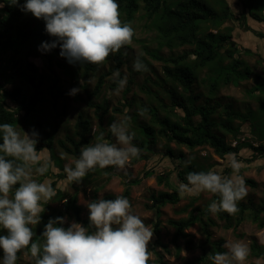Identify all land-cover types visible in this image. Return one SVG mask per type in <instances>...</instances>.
<instances>
[{
  "label": "trees",
  "instance_id": "1",
  "mask_svg": "<svg viewBox=\"0 0 264 264\" xmlns=\"http://www.w3.org/2000/svg\"><path fill=\"white\" fill-rule=\"evenodd\" d=\"M257 1L261 2L260 0ZM116 2L119 5L121 21L131 22L132 26L137 13L142 12L141 18L145 21L144 27L156 33L158 48L168 50L182 47L192 48L189 52L184 51L180 55L166 58L156 52L150 54L153 60L162 63L163 75L173 87L166 92L170 106L160 104V107L166 113L162 117L158 116L157 110L148 111L152 124L138 127L133 144L142 151L140 156L133 158L130 163L136 165L141 161H147L149 154L153 153V148L159 138L165 140V155L172 158L174 152L169 147L170 144L185 147L190 151L209 148L221 159L228 152L238 154L241 150L246 149L254 157L259 156L264 159V96L255 98L258 111L250 108H247L246 111L234 110L231 105L223 106L215 99L223 88L229 86L240 87L253 77L263 79L262 76L256 75L252 67L235 52L238 49L232 45V29L224 27L223 31H220V28L230 20V17H233L227 2L225 0H220V2L218 0H116ZM246 2L251 5L256 3L255 0H240L238 3L245 9L248 7ZM24 3L25 0H19V5H14L13 0H0V124L11 123L17 130L22 128L25 132H30L36 127L38 130H35L40 131L38 133L40 140L37 144V150L42 149L41 154L47 150L51 159L53 158L55 146L65 155L78 158L81 147L89 144L91 140L92 124L88 118L79 115L74 124L73 133L56 140L51 134V131L56 134L59 129L55 120L45 123L49 127L48 133L39 121L36 125L31 124L30 127H27L30 116L36 111L38 105L46 99L43 89L46 77L39 72L38 67L31 61V58L39 56L41 60L45 59L49 72L53 70L54 64L57 65L71 79L72 86L75 87H81L78 83L79 80L88 81L92 78L101 65L89 63L71 65L66 59L60 57L59 47L50 52L38 50L43 42H51L54 38L46 33L45 24L32 23L30 18L32 14L20 10V5ZM256 9L257 5H254V12H256ZM248 14L252 15L253 13L248 12ZM239 24L247 30L244 20L243 23L241 21ZM244 51L252 53L247 50ZM120 55V53H117L113 57L116 66L108 73L99 76L93 92L88 94L89 100L92 96H99L107 76L112 75L116 70H120L123 64ZM110 59L109 56L106 61ZM203 71L207 72V76L198 79ZM198 80L206 84L205 95L196 94L193 91V85ZM111 87V89H115V83ZM82 90L86 92L87 82L83 84ZM253 90L258 89H251V94ZM49 91L50 94L54 91L59 95L63 94L57 89V78L53 79ZM53 99L55 100L54 96ZM201 99H203V103L198 104ZM54 100L52 109L55 111L56 102ZM89 105L95 109L96 115L98 112H102L98 116L100 120L109 112L107 101H104L102 105H93L92 103ZM122 106L127 107L130 105L126 106L125 102ZM8 108L14 110L9 111ZM66 109L67 106L64 105L61 116L66 115ZM112 112L122 113V109L116 107L112 109ZM220 113L224 114L225 118L219 122V130L224 135H230L231 139L236 141L234 147L224 140V135L217 134L214 131L217 123L213 116ZM236 121L238 124H235ZM244 124L247 127L249 138L241 141L240 138L243 134L241 126ZM107 139L108 141L111 139L110 132ZM252 143L257 145L254 146ZM177 158L180 161L185 160L181 151ZM181 164L179 165L180 170L175 175L179 182L184 183H187L186 176L189 172L207 171L213 167L212 164L205 167L202 160L191 161V164L187 167ZM55 167L62 169L60 160ZM94 172H97L96 168ZM228 172L229 169L226 170V174ZM89 174L90 172L86 177ZM150 174L151 171H147L145 176L147 177ZM57 176L62 178L61 174ZM156 180L159 184H165L169 190L150 195L151 205L147 208L154 210L157 217L153 226L155 244L160 245L169 253L167 247L159 242L160 208L167 204L176 205L180 201V194L176 188H173L169 176L158 175ZM245 182L246 186L257 187V183L252 179L245 178ZM138 183L139 180H131L128 184L126 183L121 196L128 199L131 185ZM51 185L56 192L52 200L56 199L62 205L60 209H53L52 214L46 215V211L50 208L46 203L41 202L45 208L41 214L43 226L35 240L39 239L49 219L69 217L76 223H80L85 227L89 226V214L86 219L81 217L82 207L77 204V192L68 195L65 190L55 188V181H52ZM95 194L96 191H94V200H96ZM115 198V196L107 194L102 199ZM212 199L218 200L219 197L213 195ZM193 205L194 203L191 202L182 210L187 214L185 218L168 221L169 226L174 229L171 243L177 251L181 249L180 242H183L184 250L193 251L195 245L191 235L186 231L195 224L202 223L201 232L205 238L200 246L202 256L185 264H196L202 261L211 264L207 259V255L210 252H225L223 242L221 240L210 242L211 235L208 226H215L216 223L209 217L208 208L201 211ZM238 208L235 225H233L231 215L228 213H216L219 219L224 220V229H230L232 226L238 225L242 221L245 211H248L247 217L251 222L256 224L259 229L264 228V200L255 204L248 198L246 203L239 201ZM202 217L206 218L205 222L202 221ZM92 230V228L89 229L90 232ZM6 234L5 231L0 230V235ZM249 248L251 255L254 258L262 259V264H264V244L253 241ZM156 263L167 264L159 253L157 254Z\"/></svg>",
  "mask_w": 264,
  "mask_h": 264
},
{
  "label": "clouds",
  "instance_id": "2",
  "mask_svg": "<svg viewBox=\"0 0 264 264\" xmlns=\"http://www.w3.org/2000/svg\"><path fill=\"white\" fill-rule=\"evenodd\" d=\"M13 3L19 5V0ZM20 10L43 20L46 33L54 38L43 42L38 50L50 52L59 47L60 57L71 65H102L110 54L130 45L135 35L131 22L121 21L116 0H25ZM143 56L142 52L137 54L132 64L134 71L150 70ZM94 78L79 80L81 87L71 89L69 95H77L83 84L91 83ZM111 79L116 85L114 94L119 95L127 85V76L121 78L120 71L116 70ZM148 111L147 107L140 108L138 114L143 117ZM130 126L131 117L126 115L108 126L115 143L101 133L95 143L83 145L73 164L64 166L66 179L80 183L97 167L124 170L142 151L133 144L135 133L130 131ZM39 140L35 129L25 132L11 123L0 124V230L7 233L0 235L3 252L0 264H17L18 253L25 249L30 251L34 264H148L153 231L133 213L129 199L124 196L85 201L88 227L72 222L65 228L66 219L57 217L49 219L39 239L34 240L33 229L40 224L45 210L41 202L47 203L56 195L50 183L33 178L45 175L54 166L50 160L41 161L42 149L37 150ZM225 159L232 170L230 175L214 169L189 172L187 183L178 182L179 194L217 195L219 199L213 200L207 210L212 214H236L238 202L248 192L240 174L244 164L235 152L226 153ZM191 161L189 157L177 163L187 167ZM224 248L225 252L207 255L211 264H245L250 254L248 244L242 240L228 241Z\"/></svg>",
  "mask_w": 264,
  "mask_h": 264
},
{
  "label": "rangeland",
  "instance_id": "3",
  "mask_svg": "<svg viewBox=\"0 0 264 264\" xmlns=\"http://www.w3.org/2000/svg\"><path fill=\"white\" fill-rule=\"evenodd\" d=\"M218 1L220 2V0ZM225 1L231 9L233 17H230V20L220 28V31H223L224 27H230L232 29V45L238 49L235 52L252 67L256 75L262 76L263 79L261 80L253 77L240 87L229 86L223 88L219 91L215 99L223 106L231 105L234 110L246 111L247 108H250L258 111L255 98L264 96V0H260L261 2L255 0L256 3L254 5H257L256 12H254V5H251L250 3L246 2L248 7L244 9V7L238 3L240 0ZM248 12L253 14L250 15ZM141 13V11L137 13L132 26L135 30L132 43L122 48L120 52H117L121 54L120 56L123 61L119 70L121 77L123 78L124 76H127V85L119 95H115V89H111L113 81L111 79L112 75H109L105 79V84L102 87L99 96H92L90 100L88 99V94L93 92L99 76L108 73L116 66L113 57L117 53L110 54L109 56L111 59L97 69L92 76L95 78L91 80V83H87L86 92L82 90L75 96H70L69 92L71 89L77 87L72 86L71 79L64 74L63 70L54 64L53 70L49 72L47 70L45 59L41 60L39 56L31 58V61L38 67L39 72L43 73L46 77L43 85L44 96L46 99L38 105L36 111L30 116L27 127H30L31 124L36 125L39 121L44 126V130L48 133L49 127L45 125V123L55 120L59 129L56 134L51 131L52 137H54L55 140L62 139L65 135H71L73 133L77 117L82 115L83 117L88 118L92 124L91 140L89 143L92 144L97 141V138L101 133H103L104 138L108 140V126L115 121L122 120L126 115L131 117L130 131L135 134L137 133L136 131L139 126L151 125V116L148 113L143 117L138 114V109L142 107H147L149 110H157L159 117L164 116L166 113L162 110L160 104L162 103L167 107L170 106L169 97L166 92L173 87L163 75L162 63L153 60L150 54L156 52L158 55L166 58L169 56L180 55L184 51L189 52L192 48L182 47L173 50L158 48L156 33L144 27L145 21L141 18ZM30 18L31 22L34 24H45L43 20H37L33 16ZM243 20L247 30L243 29L239 24L241 21L243 23ZM243 48L252 53L245 52L242 50ZM141 52L144 53L142 59L150 69L146 73L136 72L132 67L137 54ZM125 53H127V55H125ZM206 76L207 72L203 71L198 79L205 78ZM55 78H57V89L63 93L62 95L57 94L56 91L50 94L49 87L52 85L53 79ZM205 86L206 84L198 80L193 85L194 93L205 95ZM254 88H257L258 90H253L251 94L250 90ZM52 95L55 97V100ZM53 100L56 102L55 111L52 109ZM104 101H107L109 112L100 120L98 116H100L102 112H98L96 115L95 109L89 104L102 105ZM125 102L126 106H130L123 107L122 105ZM201 103H203V99L198 102V104ZM64 105L67 106L66 115L61 116ZM116 107L122 109V113L112 112V109ZM126 109L128 110L127 112L125 111ZM224 118L225 116L222 113L213 116V119L217 123V127L214 129L217 134L224 135V133L219 130L218 126L219 122ZM235 124H238V122L236 121ZM34 129L38 130L36 127H34ZM241 130L243 134L240 140H247L249 136L245 124L241 126ZM37 132L40 133V131ZM224 140L227 143H230L233 147L236 145V141L231 139L230 135H224ZM109 142H116L112 134ZM252 144L254 146L257 145L256 143ZM169 147L174 152L173 158L165 155V140L159 138L153 148V153L149 154V159L147 161H141L136 165H132L129 162L124 170H118L111 166L104 169L97 167V172H94V170L89 171L90 174L87 177L85 176L86 178L84 177L80 183H76L69 182L63 171L66 164H73L74 158L65 155L55 146L53 149V160L50 158V154L47 150L41 154V161L50 160L54 162V166L50 168L45 175L34 176L33 178L39 182H48L50 184L52 181H55V188L65 190L68 195L77 192V204L82 207V219H86L89 214L84 202L94 200V191H96V200L103 198L107 194L117 197L123 194L126 183L128 184L131 180H139L138 184L131 185L130 196L128 199L132 205L133 213L140 216L144 223L150 226L153 231V226L157 217L154 210H149L147 208V206L151 205L150 195L169 190L165 184L157 183L156 177L158 175L169 176L173 188L178 190L179 181L176 179L175 174L180 170V163H177L180 161L179 158H177L180 151L184 154L185 160L192 157V161L202 160L205 167H207L208 164H212L213 167L210 169H214L222 175H230L232 172L225 157L222 159L219 158L214 154L212 149L203 148L190 151L185 147H180L175 144H170ZM238 159L244 164L240 174L243 175L244 179L249 178L257 183V187L255 188L247 186V196L241 200V203H246V200L249 198L255 204H258L264 200V159L259 156L254 157L252 153L246 149H243L238 153ZM59 160L61 162V170L55 167L58 165ZM227 169H229V172L226 174ZM147 171H151V174L146 177L145 173ZM105 173H108V175H105ZM58 174H61L62 178H59L57 176ZM72 185H74V187H72ZM213 195L214 194L207 192L196 196L180 195V201L176 205L167 204L160 208L159 242L167 247L169 253H167L160 245L155 244V236L153 234V238L149 244V250L152 252V256L150 257L148 264H157L156 259L158 253L163 256V259L167 264H185L194 261L195 259H199L202 256L200 246L205 239L201 232L202 223H197L186 231L191 235L195 249L193 251H186L184 250L183 242H180L181 249L177 251L171 243L174 229L169 226L168 221L185 218L187 214L182 212V210L191 202L194 203V207H198L201 211H204L213 201ZM46 204L50 208L46 211V215L52 214L53 209H60L62 205L61 202L56 199L51 200ZM247 215L248 211H245L242 221L238 223V225L232 226L230 229H224V220L219 219L217 214L209 212V217L216 223L215 226H208L211 235L210 242L221 240L225 251L226 249L224 248V245L228 241L242 240L247 243L248 246H250L253 241H256L258 244H264V228L259 229L256 224L248 219ZM64 218L66 219L64 225L65 228H67L72 222H75L69 217ZM231 218L233 225H235L237 215H231ZM202 221L205 222L206 218L202 217ZM42 226L43 225L40 222V224L33 229L36 236L40 233ZM2 256L3 252L0 250V259H2ZM262 262V259L254 258L250 253L245 264H262ZM32 263H34V258L31 257L30 251L27 249L22 250L19 253L17 264ZM196 264H207V262L202 261Z\"/></svg>",
  "mask_w": 264,
  "mask_h": 264
},
{
  "label": "bare ground",
  "instance_id": "4",
  "mask_svg": "<svg viewBox=\"0 0 264 264\" xmlns=\"http://www.w3.org/2000/svg\"><path fill=\"white\" fill-rule=\"evenodd\" d=\"M254 33V32H253Z\"/></svg>",
  "mask_w": 264,
  "mask_h": 264
},
{
  "label": "crops",
  "instance_id": "5",
  "mask_svg": "<svg viewBox=\"0 0 264 264\" xmlns=\"http://www.w3.org/2000/svg\"><path fill=\"white\" fill-rule=\"evenodd\" d=\"M258 161V160H257Z\"/></svg>",
  "mask_w": 264,
  "mask_h": 264
}]
</instances>
